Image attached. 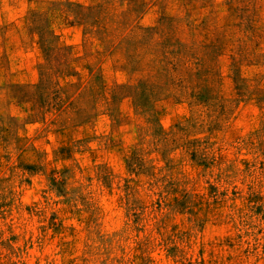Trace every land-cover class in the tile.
Masks as SVG:
<instances>
[{"label":"rangeland","instance_id":"rangeland-1","mask_svg":"<svg viewBox=\"0 0 264 264\" xmlns=\"http://www.w3.org/2000/svg\"><path fill=\"white\" fill-rule=\"evenodd\" d=\"M0 264H264V0H0Z\"/></svg>","mask_w":264,"mask_h":264}]
</instances>
